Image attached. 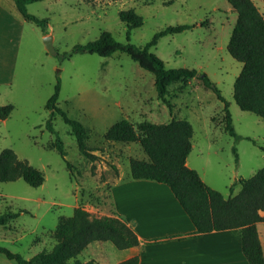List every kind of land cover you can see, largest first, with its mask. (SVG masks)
Returning <instances> with one entry per match:
<instances>
[{
	"label": "rangeland",
	"instance_id": "rangeland-1",
	"mask_svg": "<svg viewBox=\"0 0 264 264\" xmlns=\"http://www.w3.org/2000/svg\"><path fill=\"white\" fill-rule=\"evenodd\" d=\"M253 1L264 15V0ZM27 8L40 18H49L43 34L53 36L57 54L47 50L41 28L25 20L13 0H0V107L14 106L8 118H0V153L13 149L20 159L41 170L45 181L38 187L22 179L0 182V215L19 213L16 219L0 225L1 246L29 259L53 248L57 225L62 218L72 216L76 207L98 217L112 211L109 190L113 176L130 173V158L147 157L139 143L105 139L108 129L123 119L134 126L143 121L188 119L196 144L190 159L205 148L207 138L214 140L210 156L193 164L226 198L233 182L264 168V120L242 110L234 98L243 64L228 51L237 13L227 0H44ZM129 9L143 18V25L130 31L120 16ZM178 24L192 27L161 37L152 49L167 69L198 71V76L186 83L170 84L167 100L172 108L158 97L154 75L125 52L109 57L84 53L61 59L75 45L92 42L104 31L120 42L129 38L131 43L144 46L158 31ZM204 74L212 87L204 84L200 77ZM58 78V107L84 125L85 141L97 157L94 162L80 152L75 134L59 114L53 124L66 157L53 146L56 134L46 128L50 116L46 104ZM215 88L229 103L239 138L231 136L221 123L224 103ZM215 148L219 154H214ZM66 160L74 166L72 170ZM239 191L237 185L233 194ZM103 243L110 248L108 260L114 264L122 250ZM84 255H80L81 260ZM104 261L98 259L96 264ZM0 264L18 263L0 253Z\"/></svg>",
	"mask_w": 264,
	"mask_h": 264
},
{
	"label": "trees",
	"instance_id": "trees-1",
	"mask_svg": "<svg viewBox=\"0 0 264 264\" xmlns=\"http://www.w3.org/2000/svg\"><path fill=\"white\" fill-rule=\"evenodd\" d=\"M19 14L34 23L44 32L49 18H40L28 11V4L44 0H13ZM237 13V22L228 44L230 55L243 64L241 73L234 85V98L238 106L264 120V15L253 0H227ZM121 19L129 31L143 25V18L134 9L122 11ZM189 24L168 26L158 31L144 46H137L128 41H118L111 32L104 31L100 37L86 44L75 45L70 53H65L62 60L75 54H97L109 57L117 51L127 53L143 69L155 77L158 97L170 108L167 100L170 84L178 81L186 83L198 76L196 69H167L163 60L154 52L161 37L174 35L190 29ZM59 73V72H58ZM204 84L212 87L207 75L200 76ZM216 89V88H215ZM61 81L48 99L46 108L50 112L46 128L56 134L53 146L63 158L66 151L63 142L54 129L53 120L61 115L75 134L80 152L91 162L96 155L85 141L84 125L58 107ZM218 98L224 103L223 112L225 130L234 138H239L234 124L229 103L216 89ZM13 105L0 107V118L6 119L13 111ZM194 128L187 119L173 118L167 123L143 121L137 126L127 119L113 124L105 134V139L112 142L139 143L147 159L130 158V176L133 179L155 180L168 185L195 225V235L212 231L239 229L242 251L249 264H264V251L257 224L264 222V168L259 169L249 178H240L230 187L231 194L237 185L241 190L236 195L225 197L220 191L206 184L200 174L187 166L186 161L192 151ZM255 142V141H254ZM264 151V147H261ZM236 151V149H234ZM70 170L74 166L67 160ZM24 180L33 187L41 186L45 181L43 172L27 160H22L11 148L0 153V182ZM263 212V215L260 214ZM19 213L5 212L0 215V225L16 219ZM56 243L50 251H41L27 259L0 245V253L18 264H93L80 259L83 251L92 243L110 242L119 250L134 248L139 240L134 230L117 216H93L82 206L74 209L72 216L60 220L55 230ZM135 255L116 264H138Z\"/></svg>",
	"mask_w": 264,
	"mask_h": 264
},
{
	"label": "crops",
	"instance_id": "crops-1",
	"mask_svg": "<svg viewBox=\"0 0 264 264\" xmlns=\"http://www.w3.org/2000/svg\"><path fill=\"white\" fill-rule=\"evenodd\" d=\"M42 36L46 37L43 31ZM193 139L186 164L200 173L193 162L196 160L199 163L201 157L210 156L214 140L207 138L203 144L205 148L190 159L196 148ZM213 152L219 154V149L215 148ZM200 176L206 184L217 189ZM109 197L112 211L105 212L103 216L120 217L134 230L139 240L138 246L122 250L114 264L135 255L139 256L138 264H249L242 251L239 229L195 235V225L171 188L164 183L133 179L130 173L124 175L119 172L113 176ZM260 214L263 215V212ZM257 227L264 251V222H259ZM109 252L107 244L97 241L83 251L86 255L82 261L96 264L99 259L105 260L104 264H112L108 260Z\"/></svg>",
	"mask_w": 264,
	"mask_h": 264
},
{
	"label": "water",
	"instance_id": "water-1",
	"mask_svg": "<svg viewBox=\"0 0 264 264\" xmlns=\"http://www.w3.org/2000/svg\"><path fill=\"white\" fill-rule=\"evenodd\" d=\"M44 42L46 45L47 50L51 53V54H57L56 49L54 48L53 45V36L52 35H48L44 38Z\"/></svg>",
	"mask_w": 264,
	"mask_h": 264
}]
</instances>
